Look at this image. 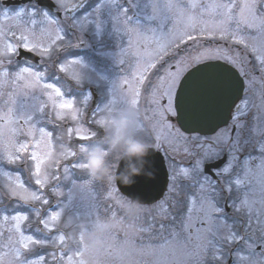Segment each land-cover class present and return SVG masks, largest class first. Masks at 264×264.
<instances>
[{
    "label": "snow or ice",
    "instance_id": "obj_1",
    "mask_svg": "<svg viewBox=\"0 0 264 264\" xmlns=\"http://www.w3.org/2000/svg\"><path fill=\"white\" fill-rule=\"evenodd\" d=\"M59 9L69 11L70 0H55ZM84 0L79 5L71 4V10L83 6ZM114 9L112 16L117 31H122L128 35V49L133 47V36L141 35V28L144 27L139 22V17L143 16L155 27H147V30L155 35L158 31L161 35L170 37L169 44L173 51H168V45H159L157 52V62H149L147 65L137 64L136 79L137 84L144 86L148 94L144 118L150 124V131L157 151L167 148L175 153H183L190 157L187 167L173 169L168 176L166 183L167 192L162 194V199L157 198L152 205L158 209L157 215H146L142 223L130 235V227L124 226L121 220V233L113 237L117 241V249L122 251L125 248L132 249L137 253L155 256L158 252L160 259L154 264H264V107L251 105L247 96L234 102L230 112L231 123L227 128L208 127L205 130L188 129L181 130L174 122L179 116L177 111L179 104L176 102V89L183 76L189 61H198V56L186 54L179 56L180 42H184V36L174 35L171 31L165 32L166 26L172 21L173 15L181 16L191 11L204 7L218 10L221 17L222 28L221 38L227 33V28L232 27L237 33H260L264 35V0H227V2L201 4L197 0H101L92 12L82 18L83 22L90 23V16L97 17V28H100L99 16L102 9ZM0 19L4 21H24L27 27L21 31L18 43L4 44L0 49V58L17 54L19 49L31 53H37L42 57L50 58L60 44H68L65 34L61 30H56L55 38H51L49 32L50 25L59 24L60 21L50 15L47 11H40L35 7L10 9L0 0ZM67 19V18H66ZM67 23L71 27L83 24L80 19H68ZM25 31L28 34H25ZM39 33V34H37ZM0 28V35H2ZM16 38V33L12 32ZM32 37L30 40L29 37ZM48 36L45 43L43 37ZM187 39L195 43L196 38L188 35ZM243 45L244 38L235 41ZM128 49H123L120 53L119 63L125 64L123 58ZM257 49L251 48L253 54L254 67L260 73V80L264 81V54L255 55ZM138 55V53H134ZM168 57V59H165ZM11 60L8 63L11 64ZM229 63L235 67V63L229 58ZM3 61L0 60V65ZM69 64H78L79 61H69ZM159 64V67H158ZM59 70L67 73L68 67L59 64ZM155 73V77L149 72ZM247 76V73H240ZM9 72L0 71V86L8 82ZM26 77L31 78L30 80ZM45 77V73L36 72L30 66H25L15 73L14 82H24L26 88L34 87ZM72 77L80 79L78 73ZM255 79V77L253 78ZM125 85L129 81L124 80ZM117 84V83H116ZM116 84L112 88L115 91ZM251 81L245 85V92L250 87ZM43 88L51 90L45 94L54 111L56 120L63 121L66 115H70L73 121L79 120L78 109L74 106V101L64 100V93L55 83H44ZM141 92L134 91L131 98L123 103L130 104L139 109ZM56 98H60L57 102ZM91 97L86 96L81 103L87 106ZM35 101L31 105H22L26 110V115L20 117L24 129L12 128L15 134L22 131L26 136L32 137V147L36 151L29 152V143L13 144L10 150L6 148L0 154V165H19L17 171L27 168L30 175L28 180L22 181L19 176H15V182L24 193L21 194L12 186L6 184V192L0 193V205L4 198H16L18 203L14 206L17 214L9 217L3 216V221L9 219L14 221L9 229V245L13 256L10 264H39L46 260L43 252L37 249L47 250L54 240L61 246L68 245L75 250V254L84 257L88 253V248L84 233L78 226V213L74 208L72 193L68 194L67 202L58 204L60 211L42 216L39 210L34 212L36 227L34 235H24L21 231L20 221H29L27 214L19 211L21 203L30 205V202H40L49 204L47 198L42 199L36 191L29 192L26 183L34 182L35 186L49 188V193L53 197H63L65 194L59 186H53L50 181H55L57 185L63 179L72 183L75 189V177L73 170L87 167L75 161V153L72 158L65 163L57 165L56 170L63 169L60 175L49 174L43 170V166L50 160L49 151L41 155L42 147L49 148L53 139V132L44 127L36 128L47 116L46 109L49 104L33 97ZM11 102L15 104V99ZM115 101H110L104 109L97 108L96 112L110 110L115 107ZM255 107L256 111H252ZM30 109V110H29ZM58 110H71L65 113ZM14 109H9L5 116H0V120H6L9 124L17 123L13 116ZM96 112L92 115L95 117ZM48 123H52L48 119ZM93 124L100 126L108 123L106 120H92ZM40 133V139L36 140L35 133ZM66 135L75 137L78 141H90L95 137V132L83 125L78 124L75 128L66 129ZM83 145V143H81ZM85 149L81 147V151ZM0 176L8 181H13L14 174L5 171L0 167ZM111 202L112 206H109ZM93 208L97 216L101 214H111L117 217V212L122 213L120 197L117 190L105 191L93 202ZM25 211H31L30 207ZM143 213H150V208L142 206ZM141 219L138 216L135 220ZM12 229L20 234L21 248H13L11 244ZM55 232V237L50 233ZM0 232V235H3ZM5 255H8L6 253ZM53 261L63 259L67 256L64 252L57 257L56 252H49ZM36 256L37 259H31ZM121 259L124 257L121 256ZM71 264L72 257H68ZM3 264V258H0ZM79 264H87L81 259Z\"/></svg>",
    "mask_w": 264,
    "mask_h": 264
},
{
    "label": "rangeland",
    "instance_id": "obj_2",
    "mask_svg": "<svg viewBox=\"0 0 264 264\" xmlns=\"http://www.w3.org/2000/svg\"><path fill=\"white\" fill-rule=\"evenodd\" d=\"M78 1L80 0H70L69 11H72L71 4L77 5ZM221 1L227 2V0ZM197 2L201 3V0H197ZM27 7H35L40 11H47L38 7L35 3H26L8 8L18 10ZM57 10L63 12L61 17H58L54 12L47 11L50 15H53L55 19L60 21L59 24L50 25L49 32L51 33V38H55L56 30H61L62 33L65 34V40L68 41V44H60L59 47L54 51L52 57L46 58L41 56L40 65L32 66L34 71L45 73L44 79L39 84L31 88H26L24 86V82H14L15 73L19 71L20 68L29 65L25 64L24 62L17 63L15 60L16 54L9 57L0 58V60L3 61L2 65H0V71L7 70L9 72L8 82L0 86V116H5L8 114L9 109H14L13 116L17 120V123L14 124H9L6 120H0V154H2L6 148L14 150L12 148L13 144L19 143H29V152L36 151V149L32 147V137L26 136L22 131H17L15 134H13L11 131L12 128L24 129L27 127L20 119V117L26 115V110L24 107H22V105L34 104L35 101L33 100V97H36L39 98V100L49 104V107L46 109L47 116L43 121L36 124V128L39 129L40 127H44L47 130L53 132V139L49 145V148L42 147L41 150V155H43L44 152L49 151L51 160L43 166V170L49 174L55 173L56 175H60L63 169L60 168V170L57 171V165L63 164L67 159L72 158V153H75V161L79 162L80 164H85L87 167L73 170L75 184L77 185L75 189L73 188L72 183L64 181L63 179H61L58 185L56 182L50 181V183H53V186H59V188L65 194L63 197H53L51 193H49V188L47 185L44 188H40L39 186H35L34 182L31 184L26 183L25 186L29 188V192L36 191L37 194L41 195L42 199L47 198L49 200V204L44 205L40 202H30V205H23L22 202H20L21 207L19 211L21 214H27L29 216V221H20L21 231L24 233V235H34V230L36 227L34 212L39 210L42 216L47 218L45 214L51 215L54 212L60 211L61 208L58 206V204H60L61 201L66 203L68 194L72 193L73 205L78 213L77 223L80 230L84 233L88 253L84 257H79L75 254V250L70 248V246H61L54 240L53 245L46 251L37 249L38 252H43L46 256V260L39 262V264H69L68 257H72L71 264H79L81 259L86 260L87 264H154L156 260L160 259L161 254L159 252L155 256L149 257L146 254H140L128 248L120 251L117 249V241L113 237L121 233V220H123L124 226H131V235V233L135 232L139 224L142 223L143 218L146 215H157L158 209L152 207L154 203L142 204L137 202L140 205V211L135 216H129L125 208V204L129 198L120 192L116 186L115 179L113 181L97 179L90 171L88 163V157L90 151L93 148H104L108 153L107 159L111 162L113 171L115 172L119 157L117 151L111 150L109 144L111 124L114 120L126 113L134 114L132 130L136 138L142 139L156 147L153 139V133L150 131V124L144 118L145 110L148 107V94L145 91L144 86L137 84V61H129V63L126 64L127 61L125 60L124 65L120 64L119 59L122 50H117V53L113 52L115 55H113L114 57L112 58V62H108L111 61L110 59H108V61L100 60L98 55L94 54V51L89 48L86 52L88 53L91 51V53L87 56H83V52H75L73 48L77 45V43L87 41L85 38L86 33H84V35L80 34V36L77 37L74 33V27H71L70 24L67 23V20L73 17H71L68 11L59 9L58 5ZM114 14L115 10L111 9L108 15L105 13L99 17L100 28L97 32H95L96 36H100L101 39L103 38L106 30V16L111 19L113 26H115L114 28L117 30V26L112 19ZM85 16H87V14ZM139 19L140 24L144 27L141 28V35L133 36V41H137V43L139 42L138 45L143 50V56L140 64L147 65L149 62H157L158 43L160 44L164 42L166 45H168V48H172V46L169 44L170 37L167 35H161L159 31L153 35L147 30V27H155V24L150 23L143 16L139 17ZM26 27L27 25L24 21L11 22L0 19V28H2L3 32V34L0 35V49H2L6 43H12L13 45L17 44L21 31ZM224 27L226 26L222 25L221 17L217 10L200 7L186 15H173V19L166 26L165 32L171 31L176 36H184V42H180V50L177 53L179 56L195 53L192 56H198L199 60L210 56L220 55H223V57L226 58H231V55L229 56L226 54V51L227 48H234L236 56H239L244 61L249 62L250 57H248L247 53L245 54L243 51L238 50L240 47H233L231 45H225L224 43H221V46H217L214 40L208 45H205V47H213L212 44H216L218 48L223 49L222 52L216 48L214 51H211L210 48L206 52H202L200 50L201 45H203L204 41L209 38L210 34L221 36L222 28ZM228 31L234 33L235 30L232 27H228L227 32ZM12 32L16 33V38L12 36ZM25 34L28 33L25 31ZM188 35L196 38L195 43L193 41H191V44L187 43L189 41L187 39ZM226 35H228V33H226ZM235 35L238 37L242 35L240 38H244L251 48L255 47L257 49L255 55L264 54V35L260 33L253 35L246 32L237 33ZM112 36H116V38H113ZM112 36L110 35V39L113 42H116L117 39H121L124 36H127L128 38V35L122 31L113 32ZM29 38L30 40L32 39L31 36ZM226 38L230 39V36H227ZM43 39L44 42L47 43L49 37L45 36ZM153 42L157 43L158 46H150ZM149 46L154 47L155 49H148ZM136 49L138 48L136 47ZM98 53L103 55V52ZM125 57H127V55H125L123 58ZM129 57L132 58L134 56L130 55ZM91 58L96 60L95 64L89 60ZM9 59L12 61L11 64L8 63ZM69 61H79V63L73 65L69 64ZM63 63L66 67H68L67 73L61 72L59 70V64ZM192 63V61H189L187 68H189ZM3 64L5 65L4 67H2ZM254 68L255 67L251 68L252 74L249 77L251 85L244 94L247 96L251 105L264 107V81L260 80V73L254 75ZM150 72V76L154 78L155 73L152 71ZM74 73L79 74V80H76L72 77ZM54 74H56L57 79L54 78ZM254 77L255 79H253ZM26 79L30 80L31 78L26 77ZM124 80L129 81V84L125 85L123 83ZM249 81L247 80L246 84H248ZM44 83H55L56 86L59 87L64 93V100L74 101V106L76 109H78L79 120L73 121L70 115H66L63 121L55 119L51 102L48 101V97L45 94L51 90L44 89ZM114 84H116V88L112 93ZM136 90L141 92V96L139 97V109L130 104L123 103L124 101L130 99ZM86 96L91 97L87 106L81 103V101ZM94 96H97V99L94 101V103H97L95 109H93L92 106L94 104L92 103ZM12 99H15V104L11 102ZM56 99L57 102H59L60 98ZM113 100L116 104L115 107L111 108L110 110L96 112L97 108L104 109L105 105ZM57 111H63L65 113L71 112V110L68 109H57ZM252 111H256V108L253 107ZM94 112H96L95 117L92 115ZM48 119L52 120L51 124L48 123ZM93 119L106 120L108 123L100 126L98 124H93ZM174 122L177 124L176 120H174ZM78 124L83 125L85 128H89L91 131H94L95 137L90 141H78L75 137L71 138L70 136L66 135L67 128H75ZM227 127L228 126L224 128ZM35 138L36 140L40 139V133L38 131L35 133ZM81 143H83V145H81ZM81 147H83L85 150L81 151ZM162 150L166 153L167 164L170 173L173 169H177L181 166H188L190 157L185 156L182 152L175 153L168 149L167 145H165ZM0 167H3L5 171L14 174L13 181L11 182L5 177L0 176V193L6 192L7 189L5 188V185L11 183L12 186L15 187L16 190L21 194H29L24 193L15 182V176H19L20 179L25 182L28 180L30 173L26 167L20 171H17V169L20 167L19 165H7L4 163L3 165H0ZM112 190H117V194L120 197L122 213L118 211L116 218H113L111 214H101L97 216L93 208V202L97 200V197L100 196V194L104 193L105 191ZM17 203L18 201L16 198L6 196L2 202V205H0V232L4 233L3 235H0V258H3V264H10V262L13 261L11 250L8 247V230L11 229L12 224L15 223L14 221H11V219H9L8 222H4L3 216L8 215L11 217L12 215L17 214L14 207ZM109 206H112L111 202H109ZM142 206L150 208V213H143ZM27 207H30L31 211H25V208ZM138 216L141 217L139 221L135 220ZM50 235L55 237L56 233L53 231L50 233ZM94 236L99 237L98 249L92 247V240ZM11 237V244L13 248H21L20 234L12 229ZM21 251H23L22 248ZM53 251L56 252L57 257H60L64 252L67 253V256H64L63 259H57L56 261H53L51 256L48 255L49 252ZM6 253H8V255H5ZM121 256L124 258L121 259ZM31 259H37V257L32 256Z\"/></svg>",
    "mask_w": 264,
    "mask_h": 264
},
{
    "label": "water",
    "instance_id": "obj_3",
    "mask_svg": "<svg viewBox=\"0 0 264 264\" xmlns=\"http://www.w3.org/2000/svg\"><path fill=\"white\" fill-rule=\"evenodd\" d=\"M29 0H4V4H20ZM38 4L55 8L53 0H37ZM61 14V13H58ZM39 61L35 53L19 49L18 58ZM244 81L237 69L220 60L206 61L190 68L182 77L176 90L179 116L176 121L182 130H205L222 127L229 121L234 102L242 97ZM141 167L135 183L125 185L119 174L125 171L126 161L120 160L116 169V183L122 193L142 203H152L166 190L168 171L160 151L152 148ZM139 167V165H138Z\"/></svg>",
    "mask_w": 264,
    "mask_h": 264
},
{
    "label": "clouds",
    "instance_id": "obj_4",
    "mask_svg": "<svg viewBox=\"0 0 264 264\" xmlns=\"http://www.w3.org/2000/svg\"><path fill=\"white\" fill-rule=\"evenodd\" d=\"M133 119L134 114L126 113L114 120L109 139L111 150L117 151L118 157L126 161L125 171L119 174L125 185L135 183V177L141 174L140 169L147 163L146 157L153 148L146 141L136 138L132 130ZM107 155L104 148H93L88 157L89 168L97 179L113 181L117 177ZM125 208L129 216H135L140 211V205L131 198L125 204ZM92 247L98 249L99 237H93Z\"/></svg>",
    "mask_w": 264,
    "mask_h": 264
},
{
    "label": "flooded vegetation",
    "instance_id": "obj_5",
    "mask_svg": "<svg viewBox=\"0 0 264 264\" xmlns=\"http://www.w3.org/2000/svg\"><path fill=\"white\" fill-rule=\"evenodd\" d=\"M34 2L35 0H32L31 3ZM79 4L81 3V1H78ZM221 0H206L203 1L201 0L202 4H213V3H221ZM101 3V0H88V6L84 9H80L81 7H83L85 5V2H83V6L76 8L74 11H72V17L75 19H80L83 27H81L80 25H77V27H74V33L76 34V36H80V34H85V38H86V42H82V43H77V45L74 47V49L76 48H81L82 52H83V56H87L88 54L91 53L90 52H86V50L91 49L92 51H94V54L98 55V58L100 60H105L108 61V59H110L111 61L108 62H112V58L114 57L113 55H115V53H117V50H123V49H128V44H129V40L127 38V36L122 37L121 39H117L116 42L111 41L110 39V35L112 36L113 32H116L117 30L114 28L115 26H113V23L111 21V19L108 18V16H106V20H105V26H106V30L104 33L103 38L101 39V37L96 36V33L98 31L97 28V17L95 16H90L89 20H91L90 23H86L82 21V18L88 13L92 12V10ZM45 10V9H44ZM111 9H108L107 7H105L104 9H102L101 14L99 17H101L103 14L110 12ZM218 11V10H217ZM53 12V11H51ZM69 13V12H68ZM63 15V14H62ZM202 18V16H201ZM110 34V35H109ZM113 37V36H112ZM113 38H116V36H114ZM119 40V41H118ZM222 42V41H221ZM139 43V42H138ZM137 41L134 42L133 41V47L128 49L127 51V57H125L124 59L127 61L126 64L129 63V61H133L136 62V64L140 63V61L142 60V56H143V50L142 48L138 45ZM217 45L220 44V40H217L215 42ZM83 44V45H81ZM216 44L213 47H210L211 51H214V49L216 48L217 50H220L221 52L223 51V49L218 48L216 46ZM225 45L227 44H231L229 41H225L224 42ZM158 45H166V43L162 42V43H158ZM157 43L153 42L151 43L150 46H154L157 47L158 46ZM206 44L201 45V51L202 52H206L209 50L208 47H205ZM148 47V49H155L154 47ZM221 46V45H220ZM136 47L138 49H136ZM86 48V49H85ZM100 48V51H99ZM234 48L229 49L227 48L226 54H228L229 56L231 55V60L235 63V66L238 67V69L240 70L241 73H247V76H244L245 82H247V80L249 81V77L252 74V70H251V65L250 63H247L246 61H244L243 59H241L239 56H236L235 52H234ZM79 52V51H78ZM86 52V53H84ZM98 52H103V55H100V53ZM115 52V53H113ZM130 53V54H129ZM134 53H138V55H134ZM129 54V55H128ZM130 55L134 56V57H129ZM190 55H193L192 53ZM238 57V58H237ZM85 58V57H84ZM224 59L225 61L228 62L229 58L223 57V55L220 56H210L207 57L205 59L202 60H208V59ZM90 61H92V63L95 64L94 58L89 59ZM200 60V61H202ZM21 62H24L27 65H30V61L26 60V59H20ZM121 64V63H120ZM5 65L3 64L2 67H4ZM7 67V64H6ZM7 69V68H6ZM258 72V71H257Z\"/></svg>",
    "mask_w": 264,
    "mask_h": 264
},
{
    "label": "trees",
    "instance_id": "obj_6",
    "mask_svg": "<svg viewBox=\"0 0 264 264\" xmlns=\"http://www.w3.org/2000/svg\"><path fill=\"white\" fill-rule=\"evenodd\" d=\"M55 182V181H54Z\"/></svg>",
    "mask_w": 264,
    "mask_h": 264
}]
</instances>
